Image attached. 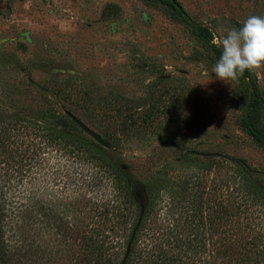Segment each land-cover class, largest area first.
<instances>
[{"label": "rangeland", "instance_id": "rangeland-1", "mask_svg": "<svg viewBox=\"0 0 264 264\" xmlns=\"http://www.w3.org/2000/svg\"><path fill=\"white\" fill-rule=\"evenodd\" d=\"M174 1L212 41L264 16V0ZM218 58L159 0H0V137L14 144L15 120L53 97L101 135L116 131L113 161L137 179H164L168 191L183 176L190 194L195 178L208 185L210 165L220 178L230 173L234 156L262 172L264 188V146L242 126L243 84L215 76ZM244 84L264 131V63L246 70ZM261 217L263 255L264 208Z\"/></svg>", "mask_w": 264, "mask_h": 264}, {"label": "trees", "instance_id": "trees-1", "mask_svg": "<svg viewBox=\"0 0 264 264\" xmlns=\"http://www.w3.org/2000/svg\"><path fill=\"white\" fill-rule=\"evenodd\" d=\"M159 1L221 55L203 24L174 0ZM245 76L242 126L264 146ZM56 103L40 100L29 119L17 118L14 144L6 131L0 137V264H264L262 172L231 156L221 178L214 164L208 185L195 178L185 193L190 180L182 176L179 190L167 191L164 179H137L113 161L116 131L103 130L106 148Z\"/></svg>", "mask_w": 264, "mask_h": 264}, {"label": "clouds", "instance_id": "clouds-1", "mask_svg": "<svg viewBox=\"0 0 264 264\" xmlns=\"http://www.w3.org/2000/svg\"><path fill=\"white\" fill-rule=\"evenodd\" d=\"M213 43L222 50L213 73L224 81L236 80L264 63V16H249L242 27L229 30Z\"/></svg>", "mask_w": 264, "mask_h": 264}, {"label": "water", "instance_id": "water-1", "mask_svg": "<svg viewBox=\"0 0 264 264\" xmlns=\"http://www.w3.org/2000/svg\"><path fill=\"white\" fill-rule=\"evenodd\" d=\"M69 117L71 119L74 120V122L90 137H92L96 142H98L99 144H101L102 146L109 148L110 144L109 142L106 140V138L101 135L100 133L96 132L95 130H93L92 128H90L89 126H87V124H85L78 116H76L73 113H69L68 114Z\"/></svg>", "mask_w": 264, "mask_h": 264}]
</instances>
